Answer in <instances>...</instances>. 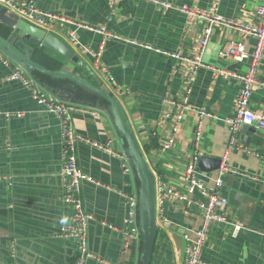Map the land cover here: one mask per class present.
Segmentation results:
<instances>
[{"label": "crops", "instance_id": "0c3cea01", "mask_svg": "<svg viewBox=\"0 0 264 264\" xmlns=\"http://www.w3.org/2000/svg\"><path fill=\"white\" fill-rule=\"evenodd\" d=\"M164 1L204 9L216 7L225 17L251 22L258 20L256 12L261 4V0ZM35 3L43 11L95 28L105 27L108 35H114L109 37L62 20H56L51 30L87 63L88 69L66 58L63 67L99 82L121 102L131 133L146 160L156 197L157 184L161 181L182 189L186 170L196 155L221 161L227 156L229 166L261 177V181H251L231 174L225 176L220 190L229 199V222L211 225L201 258L207 264H264V130L255 124H242L232 131L225 123L224 119L234 113L240 84L216 70L224 68L239 73L248 70L249 60L238 62L220 54L231 40H240L241 35L222 26L214 30L204 54L205 63L214 69L198 70L190 92L194 110L184 114L175 146L162 150L161 136L165 132L159 120L163 99L179 97L188 69L163 51L196 53L200 48L202 24L150 0H35ZM21 23L15 13L0 4V33L11 37L32 56L34 45L40 46L43 39L24 31ZM68 31H76L81 43L101 52V57L96 61L74 47ZM246 42L251 53L255 38L249 37ZM3 52L4 57L0 58V264H74L75 241L62 235L74 209L64 198L61 120L38 103L23 84L3 83V76L18 62ZM77 66L80 69L76 70ZM103 69L108 72L107 77ZM257 74L264 81V53ZM77 88L96 95L77 84L73 86L70 81L61 83L59 97L79 107L72 113L75 128L94 141H111L113 148L121 151L125 145L114 119L104 109L107 105L100 108L101 99L96 105L80 101L75 94ZM251 101L253 110L264 111V87H255ZM200 110L210 115L201 116ZM198 129L202 133L200 141L195 139ZM77 156L79 167L95 180L85 181L81 186L86 211L95 217L88 226L91 251L114 264H132L134 256L126 261L121 254L128 210L123 193L138 190L136 174L123 170L118 155L85 141L79 143ZM200 171L208 187L214 188L211 175L215 171ZM202 222L196 208H181L170 199L165 201L161 209L157 208L156 241L150 264H184L185 248ZM236 223L243 228L233 234ZM87 264L103 263L90 259Z\"/></svg>", "mask_w": 264, "mask_h": 264}, {"label": "built area", "instance_id": "2783aa9c", "mask_svg": "<svg viewBox=\"0 0 264 264\" xmlns=\"http://www.w3.org/2000/svg\"><path fill=\"white\" fill-rule=\"evenodd\" d=\"M152 3L167 9H176L184 13L192 22L202 24V34L199 38L200 48L196 53L183 54L180 52L163 51L166 55L175 58L188 66L183 76V92L179 97H165L163 99V111L159 120V125L163 128L161 149H171L175 146L177 133L180 129L184 114L189 110H194L190 103V92L193 81L198 70L202 67L213 68L204 61L205 50L211 40L214 30L217 27L233 29L241 35L240 40H231L220 52L221 56H227L235 61L242 62L249 60L250 64L245 73L230 71L224 68H217L218 72L235 78L239 84V91L235 101L234 113L224 119L225 123L230 126L232 131H236L240 125H253L264 130V111L253 110L251 105V96L257 86L264 87V81L258 77V66L263 58L264 53V0L257 9V21H242L234 18L225 17L217 12V8L204 9L196 6L182 3L180 5L172 4L164 0H150ZM2 6L7 7L15 13L20 19H24L30 24L51 32L55 27L56 20L67 21L75 24L78 28H86L103 32L105 35H111L105 31V27H92L87 23L70 21L64 19L51 11H43L36 5L35 0L19 2L17 0H0ZM69 39L74 47L93 56L97 61L101 57V52H95L88 45L82 44L76 31H68ZM255 38V46L250 53L247 50V39ZM40 46H44L40 42ZM4 57V52L0 49V58ZM214 69V68H213ZM107 77L108 72L103 69ZM3 83L19 82L27 87L32 97L40 104L47 107L49 112L56 115L61 120V136L63 140V167L62 177L65 181L64 198L73 206L74 212L71 222L63 231V237L71 238L75 241L76 258L74 264H87L90 259H95L105 264H114L105 259H101L93 253L88 245V226L94 215L86 211L83 198L81 197V186L85 181H95L89 174L84 172L78 165V145L85 141L91 143L107 152L118 155L123 163V170L135 175L134 167L130 156L125 148L116 151L111 145V141L101 143L94 141L87 136L79 133L72 122V113L79 107L74 102L64 100L55 93L44 87L21 63L17 62L10 73L2 78ZM98 114V111H93ZM201 116L210 115L205 110L198 111ZM22 114L19 113V116ZM217 118V117H215ZM156 132H154V135ZM202 133L198 129L195 133V139L200 141ZM231 142L235 143V139ZM199 155H196L190 162L184 184L181 190L166 185L165 182L157 184L158 196L156 197V208H162L164 202L172 200L181 208H196L202 215V225L195 231L194 238L185 248L184 264H207L201 258V252L205 242L208 239L210 228L213 223L229 222V199L221 192L224 177L227 174L239 176L246 180L261 181V177L243 171L239 168L231 167L227 163V156L221 161V165L212 175L211 179L214 188H209L203 179L202 173L198 167ZM264 181V180H262ZM128 210L126 215V225L123 228V244L121 254L128 261L134 256L132 264H139L142 252V231L139 224V190H133L127 194ZM243 228L239 223L234 224L233 234ZM188 238V236H187Z\"/></svg>", "mask_w": 264, "mask_h": 264}, {"label": "water", "instance_id": "95a60500", "mask_svg": "<svg viewBox=\"0 0 264 264\" xmlns=\"http://www.w3.org/2000/svg\"><path fill=\"white\" fill-rule=\"evenodd\" d=\"M17 18L19 19L18 16ZM21 21L22 26L20 27L27 33L34 35L37 38L43 39L42 42L45 47L53 49L54 51L63 55L67 60H70L73 63L79 64L80 66L88 69L87 63L83 59H81L74 52V50L69 45H67L58 35L54 34L53 32H46L44 29L38 28L25 21L24 19H21ZM0 49L8 53L19 63H21L29 72L37 70L53 78L69 80L73 86H75L76 84L82 86L100 96L108 103L107 111L110 113L116 123V128L119 136L124 142L125 150L131 158L135 174L140 182V186L138 189L139 224L143 234L140 263L150 264L154 251L157 230L155 189L150 178L149 170L143 152L131 133L127 114L121 102L113 94L104 89L99 82H94L90 79H87L86 77L74 71H71L66 67H62L60 69H51L37 62L29 53H27L17 43L13 42L11 37H5L1 33ZM66 96L68 97L69 95L66 94ZM99 107L103 108L101 105ZM220 165V158L201 155L198 159V167L205 172H214L219 169ZM223 179L225 181V177ZM13 255L14 254L11 253V257Z\"/></svg>", "mask_w": 264, "mask_h": 264}, {"label": "trees", "instance_id": "16d2710c", "mask_svg": "<svg viewBox=\"0 0 264 264\" xmlns=\"http://www.w3.org/2000/svg\"><path fill=\"white\" fill-rule=\"evenodd\" d=\"M5 37H7L5 34H2ZM32 58L34 60H36L37 62L47 66L48 68L51 69H60L63 67V65L65 64V57L59 53H56L54 51H52L51 49H48L45 46H38V45H34V53L32 54ZM80 69V67H76V70ZM31 74L42 84L44 85V87L48 88L49 90H51L52 92H54L55 94L59 95V92L61 91V83L63 82H67L69 80L66 79H62V80H54L51 78V76H48L40 71L37 70H33L31 72ZM71 83V82H70ZM85 89V88H84ZM75 94L77 99H79L80 101L86 102V103H90L93 105L98 104V99H101L100 104L102 107L108 105V103L101 98L100 96H92L89 92L83 90V88H77L75 90ZM94 97L96 98V100H94ZM107 107V106H106ZM107 111V108H104ZM136 180H137V184H138V189L140 186V182L136 176ZM139 264L140 261H139Z\"/></svg>", "mask_w": 264, "mask_h": 264}]
</instances>
